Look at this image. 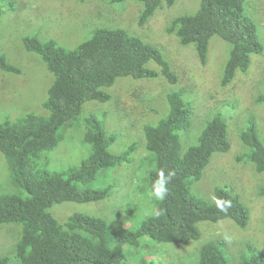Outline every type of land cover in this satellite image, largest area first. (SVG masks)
Wrapping results in <instances>:
<instances>
[{"label":"trees","instance_id":"trees-1","mask_svg":"<svg viewBox=\"0 0 264 264\" xmlns=\"http://www.w3.org/2000/svg\"><path fill=\"white\" fill-rule=\"evenodd\" d=\"M84 1V0H81ZM123 1V0H117ZM143 7L139 24H146L157 9L171 6L175 0H138ZM245 0H200L198 10L172 18L165 32L174 34L180 45L193 44L196 55L204 64L209 40L217 35L230 44L229 54L220 77L226 87L237 72L246 73L251 55L261 53L263 46L257 39L256 25L244 13ZM3 13L0 3V17ZM27 50L40 55L45 67L53 74L43 107L48 116L26 113L14 121L0 124V153L12 183L27 193L0 195V226L17 224L18 238L13 246V258L19 264H124L123 245H138L140 237L156 242L185 244L197 240V223L233 220L243 228L248 220V208L236 196L217 188L216 198L231 201L227 211L193 196L190 183L198 179L211 155L229 149L227 125L219 113L210 118L201 130L195 145L181 150L179 131L191 123V109L182 98L181 90L165 93L168 111L156 124L143 127L145 149L155 161L147 175L146 189L152 191L157 173H174L167 183V195L159 200L153 213L136 229L111 232L105 221L88 214L73 213L59 222L48 209L63 201L90 202L112 194L113 187L94 189L90 183L101 168L130 160L129 146L120 154L109 150L115 136L106 132L102 122L93 115L83 118L86 127L84 141L90 146L89 156L77 167L60 171L34 169V161L42 151L54 148L62 128L72 127L80 118L82 104L88 100L107 101L110 94L103 88L112 85L117 77L153 78L159 74L175 84L176 72L160 50L141 38L122 29H95L91 38L75 48L66 49L52 40L40 41L25 37ZM159 67V73L147 67L148 62ZM0 70L18 72L0 54ZM264 102V94L256 97ZM247 148V160L254 172L264 171V144L256 134L253 120L239 134ZM264 196V188L259 189ZM226 242L216 238L203 243L196 264H232L226 256ZM249 256L234 264H264V253L248 246ZM239 257V256H238ZM10 257L0 256V264H10ZM140 264H154L142 261Z\"/></svg>","mask_w":264,"mask_h":264},{"label":"rangeland","instance_id":"rangeland-1","mask_svg":"<svg viewBox=\"0 0 264 264\" xmlns=\"http://www.w3.org/2000/svg\"><path fill=\"white\" fill-rule=\"evenodd\" d=\"M0 54L18 72L0 70V124L14 121L26 113L48 116L42 103L53 82L40 55L24 46L25 37L40 41L52 40L66 49L75 48L91 38L95 29H122L130 35L155 45L176 72L178 81L170 83L160 74L153 78L117 77L103 89L110 94L107 101L88 100L82 104L80 118L72 127L62 128V138L49 150L42 151L32 170L60 171L77 167L90 154L84 141L86 127L83 118L93 115L100 120L107 133L115 136L109 150L120 154L129 146L130 160L115 166L101 168L90 185L104 189L112 185V194L90 202L63 201L54 203L48 211L64 222L71 214L81 213L101 218L108 229H136L154 212L159 201L146 189L148 172L155 167L152 155L145 149L143 127L154 125L167 111L165 93L181 90L182 98L191 109V123L179 131L182 152L195 145L206 122L216 113L227 125L229 149L214 152L198 179L190 183L193 196L213 203L215 190L223 189L236 196L248 208V220L241 228L229 219L197 223L200 236L185 244L156 242L147 236L139 238L138 245H123L124 264H196L199 249L207 241L221 238L226 242V256L232 264L250 254L248 246L264 253V171L254 172L247 160V148L239 134L253 120L256 134L264 144V102L256 97L264 94V0H245L244 13L256 25L261 53L251 55L246 73L237 72L233 81L221 87L220 77L227 60L230 44L217 35L209 40L207 60L199 61L193 44L180 45L174 34L165 32L168 22L183 14L195 13L200 0H175L169 7L157 9L146 24H139L143 7L138 0H0ZM147 67L159 73L154 62ZM26 191L14 185L7 164L0 153V195ZM18 225L0 226V256L10 257V264H19L13 258V246L18 238ZM239 256V257H238Z\"/></svg>","mask_w":264,"mask_h":264},{"label":"clouds","instance_id":"clouds-1","mask_svg":"<svg viewBox=\"0 0 264 264\" xmlns=\"http://www.w3.org/2000/svg\"><path fill=\"white\" fill-rule=\"evenodd\" d=\"M157 176L158 179L154 182L152 187V195L158 200H163L168 192L166 185L172 179L174 173L170 172L168 176H165L164 172L161 170L157 173ZM212 199L220 211H227V209L231 207V201L229 200H220L216 197H213Z\"/></svg>","mask_w":264,"mask_h":264}]
</instances>
